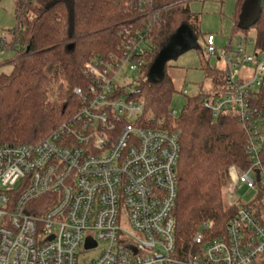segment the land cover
Masks as SVG:
<instances>
[{
  "label": "built area",
  "instance_id": "2783aa9c",
  "mask_svg": "<svg viewBox=\"0 0 264 264\" xmlns=\"http://www.w3.org/2000/svg\"><path fill=\"white\" fill-rule=\"evenodd\" d=\"M125 1L137 18L121 27L118 52L84 64L85 85L73 89L78 110L38 143L0 145V264H80L82 251L97 249L89 264H254L264 257V112L256 105L264 51L253 40L247 54L252 41L232 36L219 57L223 86L202 97L214 119H238L249 167L228 169L225 202L237 211L224 237L205 241L212 224H204L193 250L178 257L173 211L181 133L146 113L137 87L157 54L151 33L165 8L155 0ZM21 30L17 23L11 44ZM233 37L236 50L228 54ZM214 43L208 35L206 54L217 57ZM7 45L0 38V48ZM240 189L258 213L241 206L248 202L236 195Z\"/></svg>",
  "mask_w": 264,
  "mask_h": 264
},
{
  "label": "trees",
  "instance_id": "16d2710c",
  "mask_svg": "<svg viewBox=\"0 0 264 264\" xmlns=\"http://www.w3.org/2000/svg\"><path fill=\"white\" fill-rule=\"evenodd\" d=\"M17 1L15 17L22 30L17 48L14 44L5 47L15 52L14 57L0 65V69H8L0 72V145L38 143L71 117L80 105L73 89L85 85L84 64L118 52L121 27L137 18L125 0H35L27 5ZM191 1L201 0H155L156 8H165L151 33L157 51L182 24L196 38L200 35L199 17L188 8ZM242 3L236 1L232 36L241 32L236 23ZM250 29L256 33V47L264 51L262 15ZM155 55L141 72L137 87L146 113L163 119L164 128L181 133L173 217L176 255L184 257L193 250V238L204 224H212L205 241L224 237L226 224L237 211L225 202L230 184L228 169H248L246 134L235 116L212 117L203 106L205 92L187 97L181 113L170 117L169 105L176 92L172 82L165 75L158 84L146 80ZM202 70L214 90L223 86L224 70ZM256 105L264 112V82L257 92ZM241 206L259 212L255 199ZM254 264H264V257Z\"/></svg>",
  "mask_w": 264,
  "mask_h": 264
},
{
  "label": "rangeland",
  "instance_id": "374dc122",
  "mask_svg": "<svg viewBox=\"0 0 264 264\" xmlns=\"http://www.w3.org/2000/svg\"><path fill=\"white\" fill-rule=\"evenodd\" d=\"M236 1L237 0H201L189 2L188 8L190 12L197 15L200 21V35L197 37L198 48L184 52L176 61L166 63L164 68L165 76L170 79L176 91L172 95L169 105V112L175 111L176 117L181 113L187 97L196 96L199 92H205L206 94V92L210 93L214 91V85L211 79L206 77L202 68L216 69L218 71L224 70V63L219 57L225 52L229 44V39L233 35V15ZM263 4L264 0H243L241 9L243 10L247 5L255 6L256 20L257 17L261 15ZM17 5V0L0 1V38H5L8 44H11L13 38L11 31L15 29L17 25L15 17ZM239 34H242V32H239ZM208 35H213L215 38L214 44L217 49V57L206 54L205 40ZM245 37L252 41V44L247 45L246 53L252 54L254 49L253 40L256 38V33H254L252 29H249ZM235 42V37H233L230 44L231 49L228 54L236 50ZM14 55L15 52L12 49L0 48V65L12 59ZM0 72H8V69L5 67L1 68ZM183 92H186V94H183ZM246 194L247 191L245 189L236 191V195L241 198L244 203L248 202ZM98 254V249L82 251L79 263L89 264Z\"/></svg>",
  "mask_w": 264,
  "mask_h": 264
},
{
  "label": "water",
  "instance_id": "95a60500",
  "mask_svg": "<svg viewBox=\"0 0 264 264\" xmlns=\"http://www.w3.org/2000/svg\"><path fill=\"white\" fill-rule=\"evenodd\" d=\"M197 38L192 30L186 25H180L177 30L168 38L157 51V54L151 63L146 80L151 84H158L164 78V68L166 63L176 61L184 52L197 49ZM93 247L87 244L86 249Z\"/></svg>",
  "mask_w": 264,
  "mask_h": 264
},
{
  "label": "crops",
  "instance_id": "0c3cea01",
  "mask_svg": "<svg viewBox=\"0 0 264 264\" xmlns=\"http://www.w3.org/2000/svg\"><path fill=\"white\" fill-rule=\"evenodd\" d=\"M256 20H255V6L253 7L252 5H247V7L243 8V10L241 9L237 19L236 26L241 32L245 30H249L255 24Z\"/></svg>",
  "mask_w": 264,
  "mask_h": 264
}]
</instances>
